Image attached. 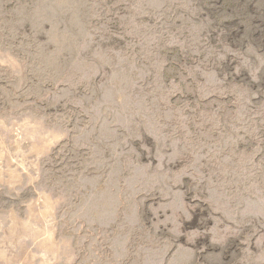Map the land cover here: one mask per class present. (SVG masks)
<instances>
[{
  "label": "rangeland",
  "instance_id": "1",
  "mask_svg": "<svg viewBox=\"0 0 264 264\" xmlns=\"http://www.w3.org/2000/svg\"><path fill=\"white\" fill-rule=\"evenodd\" d=\"M0 264H264V0H0Z\"/></svg>",
  "mask_w": 264,
  "mask_h": 264
}]
</instances>
